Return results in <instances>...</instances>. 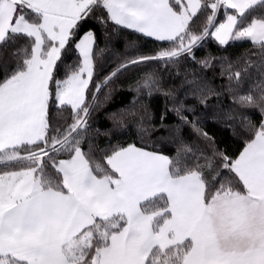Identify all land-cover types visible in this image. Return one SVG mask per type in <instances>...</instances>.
<instances>
[{"label":"snow or ice","instance_id":"snow-or-ice-1","mask_svg":"<svg viewBox=\"0 0 264 264\" xmlns=\"http://www.w3.org/2000/svg\"><path fill=\"white\" fill-rule=\"evenodd\" d=\"M93 22L157 47L128 41L102 74L108 45ZM210 38L225 51L248 42L256 58L197 59ZM185 60L198 70L181 73ZM153 65L103 133L134 121L140 143L101 146L93 113L123 74ZM159 68L180 84L165 87ZM217 70L214 86L206 73ZM155 95L158 123L144 102ZM222 96L231 105L213 118L243 137L235 153L186 103ZM0 264H264V0H0Z\"/></svg>","mask_w":264,"mask_h":264},{"label":"trees","instance_id":"trees-1","mask_svg":"<svg viewBox=\"0 0 264 264\" xmlns=\"http://www.w3.org/2000/svg\"><path fill=\"white\" fill-rule=\"evenodd\" d=\"M99 38L98 42L101 48L105 47V44L108 45V50L105 52L104 57L102 58L100 65H98V70H100L102 66V74L106 72H110L113 68H115L116 64L123 57L126 52L130 50L127 48L128 41H135L138 45H140L141 50L148 51L157 47V42H154L151 39H143L139 36V34H134L130 30H120L116 33H111L109 37H105L103 33V29L101 26L95 22L91 25ZM201 23L198 22L197 31ZM257 51L252 45L248 42H235L232 46L227 47V50H223L217 46V43L211 38L204 44L203 48L198 49L196 51V58H203L208 52L214 53L217 56L226 55L233 59L237 56L244 54L247 52L251 59H255L256 57L252 55L253 52ZM156 68L155 65L150 68L144 69L134 68L129 72L123 74L120 77V83L123 84V88L118 89L111 100L106 101L103 106L93 113V117L90 120V123L93 125L94 129H99L101 135L98 136L97 142L104 146L108 140L111 138L112 142H120V143H131L136 142L140 143L139 137L137 136L135 122L134 121H126L128 125L126 128H122L119 130L112 131L111 136L103 135L105 130H110L113 128V122L115 119H119V110L124 109L127 106H130L133 98L134 91L129 90V82L132 81L136 76L140 75L143 71L148 70L151 71ZM197 68L190 60H185L181 67L180 71L183 73L185 69H193ZM161 72L163 76V82L165 87H175L178 86L181 82L182 75L177 77L175 76V70L169 69V71H164L163 68L157 69ZM198 70V68H197ZM171 73V75L169 74ZM206 75L212 79V83L214 86H218L225 81L219 77L218 70L216 72L209 71ZM183 93L181 92V95ZM101 100H103V95H101ZM144 102L149 105V109L151 112L155 114L156 122H159V115L165 108V98L160 95H155L151 99H144ZM186 103L195 106V116L199 117L202 121V126L205 131L209 132L210 135H214L217 141L220 144L221 148H226L230 153L237 152L243 146V137L238 134H234L233 131L227 126V124L223 120H216L213 118L214 114L219 110L218 105L227 109L231 105V98L228 96H222L219 101L215 97L211 98L208 101L209 107L205 108L202 105L198 104L194 99H188ZM117 113L116 117H112L109 113ZM193 118L192 116L189 117ZM256 119H259L257 116ZM169 123L175 122V117L169 114ZM234 123V122H227ZM168 133L161 131L157 132L153 135L152 139L155 140L156 137H168ZM186 138L189 136L188 130H186ZM164 146L161 150H163L166 154L173 155L175 154L176 144L171 140H164L161 142ZM159 148L160 145H157Z\"/></svg>","mask_w":264,"mask_h":264}]
</instances>
